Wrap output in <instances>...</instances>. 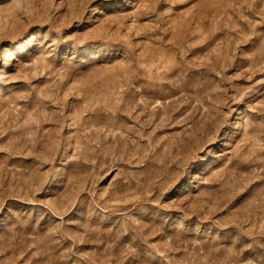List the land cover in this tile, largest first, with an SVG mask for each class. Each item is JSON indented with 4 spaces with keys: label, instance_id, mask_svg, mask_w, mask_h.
Masks as SVG:
<instances>
[{
    "label": "rangeland",
    "instance_id": "1",
    "mask_svg": "<svg viewBox=\"0 0 264 264\" xmlns=\"http://www.w3.org/2000/svg\"><path fill=\"white\" fill-rule=\"evenodd\" d=\"M4 56L0 264H264V0H0Z\"/></svg>",
    "mask_w": 264,
    "mask_h": 264
},
{
    "label": "bare ground",
    "instance_id": "2",
    "mask_svg": "<svg viewBox=\"0 0 264 264\" xmlns=\"http://www.w3.org/2000/svg\"><path fill=\"white\" fill-rule=\"evenodd\" d=\"M6 57L4 56V64H3V67L0 69V71H3L8 65V59ZM67 149H68V146H66V151Z\"/></svg>",
    "mask_w": 264,
    "mask_h": 264
}]
</instances>
